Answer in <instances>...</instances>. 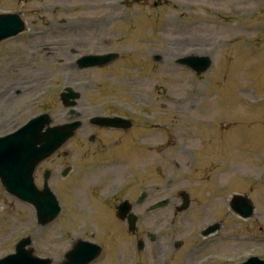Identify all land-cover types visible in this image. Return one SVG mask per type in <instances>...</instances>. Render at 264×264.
I'll return each mask as SVG.
<instances>
[{
  "label": "rangeland",
  "instance_id": "obj_1",
  "mask_svg": "<svg viewBox=\"0 0 264 264\" xmlns=\"http://www.w3.org/2000/svg\"><path fill=\"white\" fill-rule=\"evenodd\" d=\"M0 10H22L27 26L26 32L0 43V135L40 112H48L55 123L67 121L59 92L90 72L95 73L90 79L101 76L102 83L136 86L150 105L149 115L158 118L139 121L137 138L117 147L113 156L86 159L81 145L86 134L81 132L67 144L68 156L49 160L46 166L54 172L49 185L63 212L45 226L35 222L31 205L11 197L0 184V257L27 235L35 254L51 258V264H59L79 238L102 248L91 264H156L152 254L157 246L166 264H175L173 259L194 246L192 264L264 254V181L256 184L254 176L264 172V0H0ZM108 50L123 56L102 72L65 65ZM152 54L162 59L155 63ZM184 55H206L212 65L195 74L176 64ZM21 84L28 90L18 96L13 91ZM124 89L117 90L123 94ZM175 161L181 168L174 167ZM68 164L74 171L65 181L60 172ZM181 190L189 193L191 204L175 214L172 207L180 204ZM142 191L150 195L138 204ZM233 193L253 202L248 219L228 208ZM164 198L171 199V207L147 210ZM113 199L130 200L139 217L134 232L116 218ZM212 201L215 209L202 212V204ZM218 221L214 234L200 235L202 226ZM139 239L145 242L142 250L135 247ZM178 241L181 250L175 247Z\"/></svg>",
  "mask_w": 264,
  "mask_h": 264
},
{
  "label": "water",
  "instance_id": "obj_2",
  "mask_svg": "<svg viewBox=\"0 0 264 264\" xmlns=\"http://www.w3.org/2000/svg\"><path fill=\"white\" fill-rule=\"evenodd\" d=\"M23 29L24 23L19 13L0 14V40L15 35ZM84 61V59L80 60L81 65L87 66L104 64L110 60L106 57H95L86 58L87 62ZM181 63L189 65L197 72H202L209 67L210 60L207 57L186 58ZM74 97L71 93L62 95L64 103L69 105L73 102L68 103L67 99ZM50 121L47 115L40 116L15 133L0 138L1 182L8 191L35 205L42 225L53 220L58 215L60 208L54 195L48 189L47 183H45L40 193L33 191L35 166L72 136L79 125L76 123L66 124L54 129L51 128L49 133H42L41 129L44 125H48ZM54 130H57V132L53 133ZM38 143H40L39 147H37ZM24 160L28 161L27 176L25 178L16 175L12 170ZM245 204V207L242 206L238 209L242 216H248L251 213V207L247 203ZM119 216L123 218L124 213L119 212ZM130 223L133 224L132 220H130ZM29 243V238L21 240L17 245L16 254L1 260L0 264H49L50 260L35 257L32 254V249L24 250V246ZM99 250L100 248L95 245L86 242L80 243L65 255L66 260L62 264H88L95 258ZM254 262L255 260H251L245 264H255Z\"/></svg>",
  "mask_w": 264,
  "mask_h": 264
},
{
  "label": "flooded vegetation",
  "instance_id": "obj_3",
  "mask_svg": "<svg viewBox=\"0 0 264 264\" xmlns=\"http://www.w3.org/2000/svg\"><path fill=\"white\" fill-rule=\"evenodd\" d=\"M89 105H90V103L88 104V106ZM83 109H84V107L81 106L82 111L80 113H78L76 117L85 120V121L83 120L84 122H83L82 128L85 132H89V134L87 135V138H86V141H87V143H85L86 146H84L86 148V155L91 156V155H94L98 152H103L104 150H111L113 148L110 145H106L107 141L105 140L104 136L101 134L102 132L110 134L111 136H117L119 138H120L121 134H126L128 132V130L109 129V128L98 127V126L92 124L90 122V119L94 116L86 118L84 115ZM113 114L120 115L119 112H116V113L108 114V116H111ZM114 144H118L117 140H114ZM89 150H90V152H89ZM61 153L64 157L68 156V154L66 155L64 150ZM57 157H61V155L58 154ZM49 160H54V159L50 158V159H48V161ZM42 174H43L42 166H40L37 169L38 179H41ZM51 175H52V173H51Z\"/></svg>",
  "mask_w": 264,
  "mask_h": 264
},
{
  "label": "bare ground",
  "instance_id": "obj_4",
  "mask_svg": "<svg viewBox=\"0 0 264 264\" xmlns=\"http://www.w3.org/2000/svg\"><path fill=\"white\" fill-rule=\"evenodd\" d=\"M204 28L209 29V25L204 24ZM195 248L196 247H193L184 253V255L182 256V258L180 260V262L182 264H192L191 263V258H192L191 254H192V252H194ZM152 258L155 259L156 264H159L160 262H162L161 264H166L165 260L163 259V256H162V250H160L158 246H157L156 250L154 251V253L152 254Z\"/></svg>",
  "mask_w": 264,
  "mask_h": 264
}]
</instances>
